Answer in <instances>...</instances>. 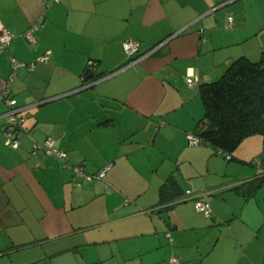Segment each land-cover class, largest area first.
<instances>
[{
    "label": "crops",
    "instance_id": "1",
    "mask_svg": "<svg viewBox=\"0 0 264 264\" xmlns=\"http://www.w3.org/2000/svg\"><path fill=\"white\" fill-rule=\"evenodd\" d=\"M260 6L264 0H0V24L15 34L0 46V78L11 72L10 57L31 63L49 53L10 84L26 117L17 150L3 144L0 102V264H51L68 252L88 253V264H264V183L253 193L234 190L264 173V134L245 139L230 160L259 159L262 167L237 180L224 172L215 185L208 176L217 153L185 138L203 115L199 86L264 50ZM39 17L32 44L23 34ZM126 40L140 43L139 54L165 43L127 66ZM191 75L198 83L189 86ZM46 138L66 160L31 153ZM196 188L211 217L184 200Z\"/></svg>",
    "mask_w": 264,
    "mask_h": 264
},
{
    "label": "trees",
    "instance_id": "2",
    "mask_svg": "<svg viewBox=\"0 0 264 264\" xmlns=\"http://www.w3.org/2000/svg\"><path fill=\"white\" fill-rule=\"evenodd\" d=\"M198 94L203 115L194 133L189 134L199 138V145L229 155L230 161L245 139L264 134V50L259 59L236 58L219 79L201 84ZM261 174L255 181L243 182L234 190H245L246 186L253 193L264 183V173Z\"/></svg>",
    "mask_w": 264,
    "mask_h": 264
},
{
    "label": "built area",
    "instance_id": "3",
    "mask_svg": "<svg viewBox=\"0 0 264 264\" xmlns=\"http://www.w3.org/2000/svg\"><path fill=\"white\" fill-rule=\"evenodd\" d=\"M62 0H49V2H60ZM42 21V17H39L38 20L32 24L23 34V37L30 43H35L36 33L40 29V23ZM229 27L232 26V18H228ZM15 34L11 32L8 28L4 27L0 24V46L2 48H6L9 46L11 41L14 39ZM165 42L153 47L152 49L139 54L140 43L134 40H126L122 43L123 50L127 56L128 63L127 66H131L136 62L146 58L153 53H155ZM48 52L42 55L40 58L36 60V62H44L48 59ZM36 62L31 63H23L18 61L16 58L10 57L11 64V72L7 77L0 78V102L4 103L6 106V122L4 124V140L3 144L5 147L11 150H17L20 146L19 136L22 132V126L25 122L24 110L25 108L19 106L15 99L11 96L10 84L14 80L17 70L21 67H27L29 70H32L35 66ZM186 83L189 86H192L198 83L197 77L191 75L186 78ZM186 142L188 146H197L200 143L199 138H197L193 134H186ZM38 151H44L48 155L56 156L62 160H66V153L60 151L54 146L53 140L51 138H46L42 144H38L36 142L33 143L31 153L35 154ZM220 153V152H219ZM225 158L230 159L229 155H226ZM260 166V163H258ZM108 168L100 171L97 174L98 179H102L105 175V172ZM74 171L76 174L83 175L82 169L75 167ZM184 200H193L194 208L203 213L206 217H210L212 214V210L210 204L204 199V193H193L190 190L186 191V197ZM169 264H178L176 258H171Z\"/></svg>",
    "mask_w": 264,
    "mask_h": 264
},
{
    "label": "rangeland",
    "instance_id": "4",
    "mask_svg": "<svg viewBox=\"0 0 264 264\" xmlns=\"http://www.w3.org/2000/svg\"><path fill=\"white\" fill-rule=\"evenodd\" d=\"M259 8L264 9V6H260ZM256 10H257V8H256ZM254 59H259V56L255 57ZM198 97H199V95H198ZM198 102H199V99H198ZM191 106H193V104ZM254 136H258V135H254ZM239 146H238V148H239ZM192 147H197V146H192ZM185 153H188V151L185 150L183 154H185ZM214 156L216 158H218V160H215L214 162H216V161H218V162H216L215 165L212 167V173L213 174H211V175L208 176V178L210 179L211 185H215L218 181H220L222 179H226V177H224L222 175L224 172H227V175H230V176H228V178L231 177L230 180H233V179L237 180V179L247 178L248 175H249V171L248 170L254 171V170L260 169L262 167V166H258V163H260V165H261V161L259 159L253 160V162L251 164L252 167H251L248 164H245V163L240 162V161H237V160L227 161V159L225 158V156L222 153H217ZM204 176L205 175L198 176L197 177V182L198 183H202V184L205 183L206 182V178ZM183 189H185L184 186H183ZM200 189L201 188H196V190H192V189H188V190H190L192 192H196V191L198 192ZM261 191L264 192V189H262ZM216 192L217 191H215V193ZM199 193H204V195H205V192H199ZM215 193H214V195L209 196L208 198L211 199V198H217V197H219V194H217V193L215 194ZM225 194H227V193H225ZM204 197H206V195ZM187 203L191 205V208H192V212L193 213L194 212H198L196 209H194V201L193 200H187ZM242 204H244V203L241 202V205ZM261 205L264 206V202H261ZM210 207H211V210H212L211 204H210ZM212 212H213V210H212ZM144 213H146V212L144 211L143 214ZM198 213H201V212H198ZM162 214L165 215L166 213H162ZM212 215L213 214H211V216ZM201 216H205V215L203 213H201ZM60 258L54 260L53 263H51V264H61V263H64V264H88L89 261H90V258L88 256V253L85 254L81 258L80 255L78 256V254H77V256H75L72 252H68L67 254H65L63 256L62 259H60ZM105 264H112V261L109 260L108 262H105Z\"/></svg>",
    "mask_w": 264,
    "mask_h": 264
},
{
    "label": "water",
    "instance_id": "5",
    "mask_svg": "<svg viewBox=\"0 0 264 264\" xmlns=\"http://www.w3.org/2000/svg\"><path fill=\"white\" fill-rule=\"evenodd\" d=\"M93 76H94L93 75V71L90 68L86 69L84 74H83V78L86 79V80L92 79Z\"/></svg>",
    "mask_w": 264,
    "mask_h": 264
}]
</instances>
